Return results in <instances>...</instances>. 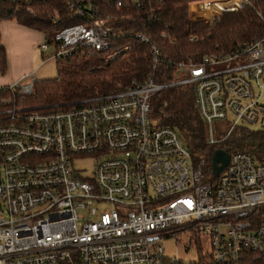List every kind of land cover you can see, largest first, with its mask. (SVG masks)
<instances>
[{
    "label": "built area",
    "instance_id": "obj_1",
    "mask_svg": "<svg viewBox=\"0 0 264 264\" xmlns=\"http://www.w3.org/2000/svg\"><path fill=\"white\" fill-rule=\"evenodd\" d=\"M13 15L25 11L58 29L41 45L52 59L76 50L108 52L112 59L150 44L151 16L165 0H2ZM250 0H205L189 5L192 21L219 30L247 25ZM41 7V9H40ZM246 20L232 26L226 9ZM152 20H151V19ZM170 45L176 38L159 32ZM195 40L194 37H191ZM153 68L176 65L169 83L132 80L121 90L70 102L28 104L34 81L0 86V264H165L164 241L184 231L209 234L214 258L238 264L264 257V164L235 151L215 181L205 179L180 132L152 116L155 95L193 84L209 143L226 139L241 123L264 129V35L232 52L198 61H173L153 45ZM243 62L212 71L210 66ZM221 137L216 122L229 119ZM78 156L96 159L83 175Z\"/></svg>",
    "mask_w": 264,
    "mask_h": 264
},
{
    "label": "trees",
    "instance_id": "obj_2",
    "mask_svg": "<svg viewBox=\"0 0 264 264\" xmlns=\"http://www.w3.org/2000/svg\"><path fill=\"white\" fill-rule=\"evenodd\" d=\"M205 0H165L151 16L152 23L148 30L150 44L134 41L135 46L121 52L112 59L108 52L90 53L85 49L76 50L71 56L57 60V75L46 80H35L34 91L27 97L28 104H52L70 102L123 89L132 80H144L153 71L155 80L169 83L181 76L176 72V65L164 62L156 70L152 63L153 45L159 47L164 55L173 61H198L206 54L215 52H232L239 46L250 43L264 35V0H250L251 4L243 6L248 18L247 25L231 30L219 31L206 22L192 21L189 17V5ZM41 9V7H40ZM48 6H42L38 15H29L19 11L13 15L9 6L0 0V19L15 18L19 23L40 31L46 40H50L58 29L45 18ZM232 26L243 25L245 19L234 7L226 9ZM261 15V16H260ZM165 31L176 38L177 45H170L160 37ZM194 37L195 40H192ZM7 51L0 45V72L8 67ZM152 116L161 124L176 128L182 135L187 147L197 159L206 160L205 179L215 181L212 170V154L216 149L228 153L246 151L264 164V129H251L243 124L232 130L230 135L217 143H209L207 125L196 106L193 84H181L159 91L152 101ZM222 133L218 134L221 137ZM165 264H185L180 261ZM190 264H231L219 263L210 252L200 256ZM238 264H264V257L251 254Z\"/></svg>",
    "mask_w": 264,
    "mask_h": 264
},
{
    "label": "rangeland",
    "instance_id": "obj_3",
    "mask_svg": "<svg viewBox=\"0 0 264 264\" xmlns=\"http://www.w3.org/2000/svg\"><path fill=\"white\" fill-rule=\"evenodd\" d=\"M11 20L12 21L9 20L6 23H16L15 18H12ZM7 26L9 25L3 27L2 24H0V45L5 46L6 40L9 39V32L5 30ZM44 42L45 36L41 40L40 34L37 33L35 39L31 40L27 44L26 50H21L23 46L16 45L14 48L10 47V50L7 51L8 62L10 65L9 75L11 76L16 72L22 74L21 78L18 81L21 85L29 83L30 81H34V78H36L37 80H46L56 77L57 59L51 58L54 52V48L50 47L49 49H45V51H43L41 45ZM32 43H34V45L31 46ZM243 61L244 58L241 57L230 62L213 64L210 66V69L212 71H215L223 68H228ZM4 73L1 72L2 75ZM231 124L232 121L230 120V118L219 120L216 122V131L218 132V134L222 133L223 135L230 129ZM240 125H243V123H241ZM247 126H249L253 130L262 129L259 125L256 124H249ZM95 164L96 159L92 156H78L77 158H75L74 162L75 168L81 170V173L83 175L92 174L95 169ZM4 211V202L0 201V217L3 216ZM164 246L165 255L167 257H175L178 261L185 264L196 262L200 256L213 252L212 240L209 234L203 233L200 236H195L190 231H184L176 236L166 238L164 241Z\"/></svg>",
    "mask_w": 264,
    "mask_h": 264
},
{
    "label": "crops",
    "instance_id": "obj_4",
    "mask_svg": "<svg viewBox=\"0 0 264 264\" xmlns=\"http://www.w3.org/2000/svg\"><path fill=\"white\" fill-rule=\"evenodd\" d=\"M12 21L11 19H5V20H0V24H2L3 27L5 28L6 31L9 32V39L6 40L5 42V49L6 51L10 50L11 48H14L16 45H21L23 46L21 50H26L27 44L31 41L34 40L36 37V34H40L41 40L43 39V33L36 31L34 29H31L27 26L22 25L16 20V23L12 22L10 24H7L6 22ZM34 45V43L31 44V46ZM8 58V57H7ZM8 62V61H7ZM9 62H8V67L6 73L3 75L0 72V86L3 85H11L12 82H18L19 79L21 78V75L19 72L13 73L11 76L9 75Z\"/></svg>",
    "mask_w": 264,
    "mask_h": 264
},
{
    "label": "water",
    "instance_id": "obj_5",
    "mask_svg": "<svg viewBox=\"0 0 264 264\" xmlns=\"http://www.w3.org/2000/svg\"><path fill=\"white\" fill-rule=\"evenodd\" d=\"M212 170L216 176H219L230 161V153L223 149H216L211 158Z\"/></svg>",
    "mask_w": 264,
    "mask_h": 264
}]
</instances>
